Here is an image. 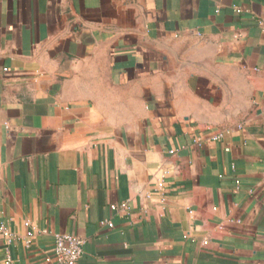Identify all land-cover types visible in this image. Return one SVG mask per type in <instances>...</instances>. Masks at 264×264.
Wrapping results in <instances>:
<instances>
[{
	"label": "crops",
	"instance_id": "obj_1",
	"mask_svg": "<svg viewBox=\"0 0 264 264\" xmlns=\"http://www.w3.org/2000/svg\"><path fill=\"white\" fill-rule=\"evenodd\" d=\"M260 19L264 0H0V264H57L55 234L79 264H264Z\"/></svg>",
	"mask_w": 264,
	"mask_h": 264
},
{
	"label": "built area",
	"instance_id": "obj_2",
	"mask_svg": "<svg viewBox=\"0 0 264 264\" xmlns=\"http://www.w3.org/2000/svg\"><path fill=\"white\" fill-rule=\"evenodd\" d=\"M240 13V10H236ZM258 26L261 30H264V19L258 20ZM228 133L225 130H218L211 134L210 140L213 142L221 141L224 135ZM195 143L200 144L201 139H195ZM169 154H175L173 151H169ZM113 209L116 207L112 206ZM126 209L125 206H121L120 210ZM101 226L112 228L113 224L111 222L103 221ZM34 232L28 233V237L32 236ZM0 235L6 240L7 244H11L13 241V236L9 234L3 227H0ZM53 255L57 264H79L80 258L83 254V240L78 236L71 234H55L53 236ZM30 241L26 242L29 246ZM203 245H207V240H203ZM4 264H11L10 258L7 256Z\"/></svg>",
	"mask_w": 264,
	"mask_h": 264
}]
</instances>
